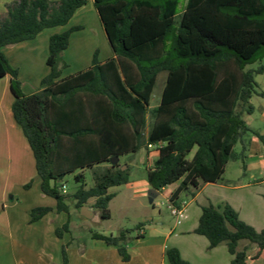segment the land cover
Masks as SVG:
<instances>
[{"label":"trees","instance_id":"obj_1","mask_svg":"<svg viewBox=\"0 0 264 264\" xmlns=\"http://www.w3.org/2000/svg\"><path fill=\"white\" fill-rule=\"evenodd\" d=\"M87 2L11 0L0 17V78L9 75L12 118L32 152L40 191L54 198L55 211L69 213V195L61 187L72 174L78 184L71 194L75 206L92 200L100 218L109 219L108 203L115 195L109 189L129 181V166L112 160L141 146L158 151L147 170L152 194L179 182L169 196L172 204L182 192L193 196L204 183L222 180L233 157L241 158L244 169L245 135L255 134L264 146L263 136L243 118L253 112L252 95L264 98L255 80L264 73V0H92L113 55L102 61L93 56L87 68L61 77L60 54L80 26L53 33L49 72L36 91L24 93L3 48L65 25ZM161 71L166 75L160 98L150 106ZM237 143L241 149L233 153ZM52 209L32 207L29 221ZM141 226L90 235L127 261L128 235ZM68 231L65 221L54 233ZM193 232L206 237L208 248L224 242L232 254L229 264H247L264 251V229L242 220L228 202L201 205ZM241 240L246 244L238 249ZM164 255L168 264H190L176 247H167Z\"/></svg>","mask_w":264,"mask_h":264},{"label":"crops","instance_id":"obj_2","mask_svg":"<svg viewBox=\"0 0 264 264\" xmlns=\"http://www.w3.org/2000/svg\"><path fill=\"white\" fill-rule=\"evenodd\" d=\"M9 1L11 0H0V14L4 13V4ZM88 1L92 3V0ZM44 32V30L40 31L31 40L12 44V66L18 69V79L24 93L36 91L41 78L49 72V67L43 68L42 62L46 61L48 37L53 32ZM28 55L32 57L33 63L37 61L34 55H38L37 58L39 57L41 63L39 70H34V67L32 71L29 70L33 74L29 81L18 66L19 62L17 63L18 57L26 58ZM112 55L113 51L106 57ZM12 101L9 75H5L0 78V249H7L12 257L10 256L9 261L0 260V264H61L63 254L66 257V264H168L164 255L167 247H176L181 257L190 264L230 263L232 254L228 252L224 242L208 248L206 237L193 232L201 214V205L208 201L214 205L218 204V200H212L210 195L205 192L207 185L215 186L217 183H204L186 203L176 200L174 205L183 204V206L181 213L176 215L173 223H169L166 216L167 211L160 208L155 209L154 204L149 207L148 204L153 203L154 194H152L147 180V170L152 166L158 154V151L151 147L145 148L142 158L145 171H139L137 166L129 163L128 166L134 168V170L129 168V181L116 186L117 191H114L115 195L108 203L110 211L108 220L113 217V201L120 194L123 196L121 204L123 209L129 207L127 204L130 201L134 203L131 206L134 210L144 212L141 220H135L137 221L135 225L143 223L141 226L143 232L138 234L135 229L128 235L126 251L129 259L122 261L117 249L105 244L101 239L92 238L90 235L92 231H88L84 238L86 241L82 242L80 240L82 236L75 230V226L77 227V224L84 223L85 219L89 218L84 217L80 212L73 214L69 212L67 215L64 212L55 211L54 198L40 191L32 152L20 128L12 118ZM148 125L149 119L146 120L145 135ZM259 165L264 167V160L260 161ZM259 179L253 183L260 185L257 193L264 214V176ZM27 183L29 186L25 188L24 185ZM249 184L241 183L233 187L238 189ZM177 185L167 193V200ZM137 198H147V201L139 200L138 203H135ZM227 202L238 212L242 220L252 224L256 230L264 229V217L261 222L243 218L238 208L231 201L227 200ZM39 205L50 206L53 209L38 220L30 222V209ZM90 210L92 211V209ZM168 214H171L170 210ZM65 221H68L69 231L63 232L60 236L55 235V228L61 226ZM122 229L124 227L112 229L108 226L94 232L115 235ZM245 244V241L240 243L238 249Z\"/></svg>","mask_w":264,"mask_h":264},{"label":"rangeland","instance_id":"obj_3","mask_svg":"<svg viewBox=\"0 0 264 264\" xmlns=\"http://www.w3.org/2000/svg\"><path fill=\"white\" fill-rule=\"evenodd\" d=\"M3 14L4 13L0 14V17ZM72 26H80V28L70 33L68 46L60 54L57 68L60 69L61 77L87 68L91 64L93 56H95L97 60H103L107 58L106 56L112 52L111 45L100 23L98 13L90 1L79 8L65 25L47 28L44 29V31L59 33L69 29ZM4 54L6 55L9 63L12 65V45L4 47ZM37 56L38 55H34L35 60L37 59V61L34 63L32 62V57L29 55L26 58L18 57V66L20 69H22L23 73H25L24 75L28 81L29 79H32L33 75L29 70L32 71L33 67L34 70L40 69L41 63L38 59L39 57L37 58ZM257 64L258 61L249 66L255 67ZM42 66L43 68H47L48 65L46 64V61L42 62ZM165 75V71H161L156 77V82L150 96V106H155L159 101ZM255 80L258 84L257 89L264 90V73L257 74L255 76ZM250 103L253 105V112L251 114H244L243 118L251 129L259 133L264 138V98L254 94L250 98ZM245 138L248 143L243 161L245 168L243 169L242 167V160L240 157L231 158L226 165L225 171L222 175V180L216 182L217 184L215 186L212 184L207 185L205 192L210 195L212 200H218V203L221 200H223L222 202H227V200L231 201L238 208V211L243 218L261 222L264 214L262 213L258 198L259 195L257 193V191L260 189V185L258 186V184L253 182L264 176V167H260L259 165V162L264 160V146L260 138L253 133L246 134ZM140 148L141 149L136 151L134 154L129 153L120 156L117 162L120 163V165H128L131 163L134 166H137L139 171L144 172L145 165L142 163V158L144 157L145 147L141 146ZM151 148L155 149L154 146H151ZM240 149L241 146L239 143H237L233 147V153H239ZM129 168L134 170L133 166H129ZM252 178L254 179L252 180ZM62 182L65 184V188L61 190L69 195L66 199L69 212L72 214L79 213L80 208L75 206V200L73 197H71V194L76 190L78 184L73 180L72 174L65 175L62 179ZM241 183L250 184L244 186L243 188L234 189L233 186ZM86 184L87 186L91 184L89 173L86 174ZM176 185L177 182L167 185L165 190H162L160 193L153 196V203L148 202L149 207L154 204L153 206L155 209L160 208L165 212L167 211L166 216L169 220V223H173L176 215L168 214L170 209L168 207L169 200L166 199V195L170 190L174 189ZM24 187L26 188L25 185ZM109 191H117L116 186L111 187ZM122 197V194H120L113 201V217L110 220L100 218L99 210L90 206V202L92 200H89L90 202L85 204L90 209H92L94 215L92 218L85 219L84 223H79L77 224V227L75 226V230L80 234V236H82V238H80L82 242L86 241L84 238L87 236L88 231H99L107 228L108 226H110L112 229L121 227H124V229H131L134 227L137 221L143 218L144 212H138V210H134L131 207L134 205L133 202L128 201L127 205L129 207L123 209V207H121L123 202ZM146 199L137 198L135 203H138L139 200L145 201ZM190 199L191 196L182 192L177 200L186 203L187 201H190ZM243 241L244 240H241L239 242L238 247ZM0 253V257H2L0 260L2 261H9L12 257L7 249H0ZM247 264H264V251L262 252L259 259L248 260Z\"/></svg>","mask_w":264,"mask_h":264},{"label":"built area","instance_id":"obj_4","mask_svg":"<svg viewBox=\"0 0 264 264\" xmlns=\"http://www.w3.org/2000/svg\"><path fill=\"white\" fill-rule=\"evenodd\" d=\"M148 146L151 147V145H148ZM64 188H65V185H62L61 189H64ZM182 206H183V204L177 206V205L172 204L170 201L168 204V207H169L172 215H179L181 213ZM142 232H143L142 228L137 229L138 234H141Z\"/></svg>","mask_w":264,"mask_h":264},{"label":"water","instance_id":"obj_5","mask_svg":"<svg viewBox=\"0 0 264 264\" xmlns=\"http://www.w3.org/2000/svg\"><path fill=\"white\" fill-rule=\"evenodd\" d=\"M118 161V158L117 157H115V159H113L112 160V162L113 163H115V162H117ZM125 165H122V167H124ZM80 213L84 216V217H86V218H91L92 217V211L89 209V207L88 206H86V205H82L81 207H80Z\"/></svg>","mask_w":264,"mask_h":264}]
</instances>
